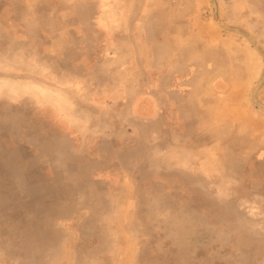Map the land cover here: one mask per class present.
Masks as SVG:
<instances>
[{
  "label": "rangeland",
  "instance_id": "obj_1",
  "mask_svg": "<svg viewBox=\"0 0 264 264\" xmlns=\"http://www.w3.org/2000/svg\"><path fill=\"white\" fill-rule=\"evenodd\" d=\"M21 1L0 264H264V0Z\"/></svg>",
  "mask_w": 264,
  "mask_h": 264
},
{
  "label": "crops",
  "instance_id": "obj_2",
  "mask_svg": "<svg viewBox=\"0 0 264 264\" xmlns=\"http://www.w3.org/2000/svg\"><path fill=\"white\" fill-rule=\"evenodd\" d=\"M20 1L21 0H14L12 2L10 0L9 6L5 3L4 6L0 8V79H15L17 83L21 80L18 74V72L21 71V66L19 70H17V68L15 69V75L11 74L7 77V66H5V63L13 61L16 65L20 64V62H22L23 46L27 45V43L30 45L32 44L31 39L33 35L35 39L38 38V27L28 24V20L30 19L28 16L33 15L34 10L29 12L26 11V13L23 14V2L21 1V3ZM110 2H112L110 3L111 5L114 4V1ZM28 4L33 8L34 2L32 3L31 0H28ZM38 9L39 7L35 9L36 14L38 13ZM107 15H111V11H109ZM28 40H30V42H27ZM8 69H11V67L8 66ZM6 91L7 90H4L2 92L6 94Z\"/></svg>",
  "mask_w": 264,
  "mask_h": 264
},
{
  "label": "bare ground",
  "instance_id": "obj_3",
  "mask_svg": "<svg viewBox=\"0 0 264 264\" xmlns=\"http://www.w3.org/2000/svg\"><path fill=\"white\" fill-rule=\"evenodd\" d=\"M245 92V91H244ZM239 93H240V91H239Z\"/></svg>",
  "mask_w": 264,
  "mask_h": 264
}]
</instances>
